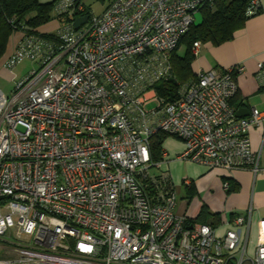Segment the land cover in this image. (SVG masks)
<instances>
[{
    "label": "built area",
    "instance_id": "obj_1",
    "mask_svg": "<svg viewBox=\"0 0 264 264\" xmlns=\"http://www.w3.org/2000/svg\"><path fill=\"white\" fill-rule=\"evenodd\" d=\"M213 4L112 0L94 15L81 0H56L54 39L8 19L17 38L0 68L24 59L39 66L10 94L0 90V240L7 243L0 264H264V240L247 250L253 205L225 215L219 233L212 222L178 214L170 176L150 172L159 131L182 140L181 156L207 168L259 171L264 111L238 117L230 104L240 64L197 71L174 101L154 88L175 78L172 51L194 15ZM260 10L251 0L245 13ZM200 45L193 42L194 56Z\"/></svg>",
    "mask_w": 264,
    "mask_h": 264
},
{
    "label": "crops",
    "instance_id": "obj_2",
    "mask_svg": "<svg viewBox=\"0 0 264 264\" xmlns=\"http://www.w3.org/2000/svg\"><path fill=\"white\" fill-rule=\"evenodd\" d=\"M260 3L261 10L248 17L231 40L219 45L201 42L195 60L191 62L193 73L212 68L224 70L237 64L242 66L237 75L238 92L232 99L235 109L250 111L255 107L264 111V75L259 74V64L264 68V0ZM57 26L58 20L53 19L36 30L54 33ZM13 43H9L6 53ZM249 136L252 149L257 150L260 146L259 129L252 128ZM162 150V159L150 168V172L154 175L168 173L176 194L175 211L178 214L194 220L205 205L212 216L210 220L215 222L220 233L225 215L245 213L247 207L253 205L255 211L250 218L247 245L248 252L253 253L259 242L264 240V148L261 149L257 174L248 168H207L183 158L184 143L172 135L163 139ZM191 180L193 183L189 187L186 184ZM229 181L231 190L227 191Z\"/></svg>",
    "mask_w": 264,
    "mask_h": 264
},
{
    "label": "trees",
    "instance_id": "obj_3",
    "mask_svg": "<svg viewBox=\"0 0 264 264\" xmlns=\"http://www.w3.org/2000/svg\"><path fill=\"white\" fill-rule=\"evenodd\" d=\"M251 0H214L212 7L202 8L201 19L198 23L195 20L189 30L182 36L178 45L171 53L172 71L174 79L160 81L154 88L158 96L164 101H174L177 98V90L181 83L195 77L191 70V62L194 55L191 47L194 41L209 42L212 45H219L231 40L235 33L240 30L245 20L250 17L246 15V8ZM56 0H0V59L8 49L9 39L13 33V26L8 23V19H14L16 29H22L25 33H39L41 36L54 39V33H40L36 29L49 21L55 19L56 14L53 6ZM63 22H70L72 17L60 19ZM186 43L184 56H179L176 52L178 46ZM233 105V100L230 101ZM237 110V109H236ZM167 136L161 131L155 133L151 139L150 155L151 161L157 163L162 159V141ZM191 180L188 184L192 185ZM231 181L227 191H230ZM235 188V187H234ZM210 214L203 205L193 221L212 222ZM212 217V216H211Z\"/></svg>",
    "mask_w": 264,
    "mask_h": 264
},
{
    "label": "rangeland",
    "instance_id": "obj_4",
    "mask_svg": "<svg viewBox=\"0 0 264 264\" xmlns=\"http://www.w3.org/2000/svg\"><path fill=\"white\" fill-rule=\"evenodd\" d=\"M81 1L87 12L92 13L94 15H99L105 10V8L109 5V3L112 0H81ZM194 18H195L194 19L195 23H198L200 21L201 19L200 11L194 15ZM16 38L17 35L10 37L9 43L11 41L14 42ZM185 50H186V43L182 42L178 46L176 52L179 56H184ZM194 60L195 57L192 58V61ZM38 66L39 65L37 62L31 61L29 59H24L11 70L0 68V90H2L6 94H10L11 90L15 86V83L18 80L22 79L24 76L28 75L31 72V70L37 69ZM147 106L148 108H151L154 106V103L152 102ZM7 238L10 240H15L13 236ZM1 244L6 245L7 243L0 240V245ZM3 250L4 249L0 247V255L2 254Z\"/></svg>",
    "mask_w": 264,
    "mask_h": 264
},
{
    "label": "water",
    "instance_id": "obj_5",
    "mask_svg": "<svg viewBox=\"0 0 264 264\" xmlns=\"http://www.w3.org/2000/svg\"><path fill=\"white\" fill-rule=\"evenodd\" d=\"M87 15H82L79 17H76L73 21V25L75 28H78L81 24H83L86 20H87ZM249 113L248 109L246 108H239L236 111V116L238 117H243V116H247Z\"/></svg>",
    "mask_w": 264,
    "mask_h": 264
}]
</instances>
